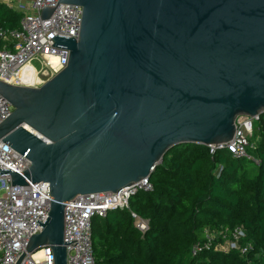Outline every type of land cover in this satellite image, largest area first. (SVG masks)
Wrapping results in <instances>:
<instances>
[{
	"label": "water",
	"instance_id": "obj_1",
	"mask_svg": "<svg viewBox=\"0 0 264 264\" xmlns=\"http://www.w3.org/2000/svg\"><path fill=\"white\" fill-rule=\"evenodd\" d=\"M59 2L83 9L78 39L52 38L70 50L68 64L39 87L0 80L13 106L0 139L31 161L2 171L12 186L51 187L49 217L37 220L43 230L27 252L49 245L55 264H68L73 198L126 191L172 147L224 144L239 116L264 114V0Z\"/></svg>",
	"mask_w": 264,
	"mask_h": 264
},
{
	"label": "trees",
	"instance_id": "obj_2",
	"mask_svg": "<svg viewBox=\"0 0 264 264\" xmlns=\"http://www.w3.org/2000/svg\"><path fill=\"white\" fill-rule=\"evenodd\" d=\"M20 18L0 2V29L10 33ZM250 139L259 164L225 148L211 153L203 144L169 149L150 178L153 188L133 195L131 209L92 218L97 264H264V114ZM131 211L149 219L145 232ZM238 227L250 243L245 253L209 249L193 255L207 230L222 238Z\"/></svg>",
	"mask_w": 264,
	"mask_h": 264
},
{
	"label": "built area",
	"instance_id": "obj_3",
	"mask_svg": "<svg viewBox=\"0 0 264 264\" xmlns=\"http://www.w3.org/2000/svg\"><path fill=\"white\" fill-rule=\"evenodd\" d=\"M10 8L21 13L20 26L10 33L0 29V80L13 85L33 86L29 84L34 77L40 76L33 64L39 60L45 71L52 73L50 79L68 64L70 50L53 46L56 35L78 39L81 31L83 9L79 5L59 2V0H0ZM59 2V4H58ZM58 4V5H57ZM57 6L49 18L42 19V9ZM58 62L52 63L50 57ZM32 65V72L27 68ZM47 79V80H48ZM47 80L42 82L45 83ZM41 84V85H42ZM41 85H36L39 87ZM13 111L12 104L0 94V123ZM263 114L239 116L235 137L221 145H210V152L227 149L235 157H247L259 164L260 159L249 152L251 137ZM31 161L24 154L0 139V264H55L51 246L44 245L33 252H27L28 242L33 234H38L42 223L49 217L51 206L50 183L40 181L31 185H14L10 173H22L30 167ZM153 188L150 179H142L126 191L100 192L77 195L65 207V241L68 264H97L92 237V218L106 216L109 210L130 208V199L137 192ZM136 227L145 232L149 219L131 211ZM207 230L204 240L194 244L193 255L203 250L230 251L245 253L250 243H245L247 233L242 227L235 228L229 234Z\"/></svg>",
	"mask_w": 264,
	"mask_h": 264
},
{
	"label": "rangeland",
	"instance_id": "obj_4",
	"mask_svg": "<svg viewBox=\"0 0 264 264\" xmlns=\"http://www.w3.org/2000/svg\"><path fill=\"white\" fill-rule=\"evenodd\" d=\"M33 64L37 68L36 71L39 73L40 76L34 77L31 81H29V84L33 86H38L41 85L44 80H47L52 75V73L43 74V72L45 71V67H43V64L39 60H34ZM33 69V66L30 65L27 68V73L29 74V72H32ZM251 169H255V166H251Z\"/></svg>",
	"mask_w": 264,
	"mask_h": 264
},
{
	"label": "bare ground",
	"instance_id": "obj_5",
	"mask_svg": "<svg viewBox=\"0 0 264 264\" xmlns=\"http://www.w3.org/2000/svg\"><path fill=\"white\" fill-rule=\"evenodd\" d=\"M50 60L52 63L56 64L58 62V59L56 57H50Z\"/></svg>",
	"mask_w": 264,
	"mask_h": 264
}]
</instances>
